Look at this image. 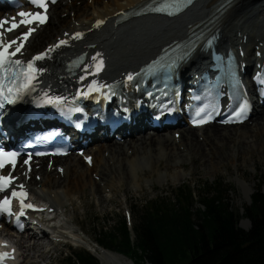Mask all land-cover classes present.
<instances>
[{
    "label": "bare ground",
    "instance_id": "6f19581e",
    "mask_svg": "<svg viewBox=\"0 0 264 264\" xmlns=\"http://www.w3.org/2000/svg\"><path fill=\"white\" fill-rule=\"evenodd\" d=\"M78 1L80 0H77V3L75 0H72L71 3L68 0L58 2L49 11L51 15L53 14L55 22L53 21L52 23L50 18L48 24L44 28H39L36 35L29 40L26 48V55L28 56L45 49L49 44H54L58 37L69 40L67 46L57 49L53 53L51 60L47 63V67L45 66L47 69L45 87L54 89L65 86L66 80L64 78L68 76L66 62L81 53H88V57L95 53H100L101 56L106 58L107 70L104 76L105 79L119 78L125 73L133 72L158 54L164 46L176 39L187 37L192 26L204 21L212 14L216 9L214 5L219 0H200L187 12L174 19L160 16H140L118 24H116V20L121 14L132 8H137L149 0H82L81 3L84 5H82V10L78 9L80 7ZM229 7L224 14L219 15L214 24L215 30H218L220 35L217 47L220 50L230 49L232 51H237L238 47H243L247 54L243 61L246 66H249L255 59L256 50L253 51V48L259 46L260 48L257 51H262L263 48L261 47L264 46V0H234ZM64 14H68L71 19L68 17V21H66V19L62 18ZM101 21L102 23L100 24L102 25L98 27L97 23ZM51 24H53L51 31H47L52 26ZM76 32L84 33L83 40L72 39ZM45 42L48 44L44 45ZM41 47L43 48L41 49ZM208 58L207 56L202 57L198 61L199 51H197L183 68L185 70L186 67L190 71L197 65H205L203 62ZM249 70L250 67H246V75L249 74ZM254 114L257 118L255 123L252 118L249 120V122H253L251 128L244 126L247 123L232 127L206 126L201 129L170 126L157 132L164 133L161 135L143 134V132L137 134L131 129V133L126 135L124 142L115 141L116 135H122V130H118L113 137L88 145L86 155H93L92 167H89L85 162L81 163L79 156L75 154L65 159H55L51 169L43 166L41 169L36 170V165L40 164H35L32 176L41 175L42 178L39 182L35 179L30 180L28 186L32 198L41 204L48 205L49 209H53V212L39 215L43 219L41 224L49 228L51 226V231L53 230V232L37 234L27 231L16 237L13 236L8 227L4 237L11 239L18 247V261L21 264L25 263L24 259H26V264H39L38 261H33L34 256L31 252L35 250V247L40 246V255L47 254L48 258H38L44 262L43 264H50V253L60 243L57 242V239L81 244L88 242L90 245L88 249L104 264H131L125 257L92 246L91 242L88 239L86 240L85 237L87 235L79 224H76V213L73 210V216H71L69 210L66 209L67 207L69 209L72 207L75 199H80L82 194H79L78 191L81 189L84 190L82 192L84 193L86 190L91 189L90 191L93 195L101 194L103 197L102 192L112 194L115 190L122 189L124 184L130 185V180L133 185L139 184L137 164L145 160L146 154L149 162L151 160L161 161L167 159V154L171 158H175L173 163L176 162L177 167L174 165L175 173L172 175L173 179H179V177L184 176V169L181 167L184 163L178 159L180 157L183 159L189 157L194 160V152L197 151L200 154L201 144L203 145L202 150L204 153L207 150L210 157H215L219 163L224 164L225 159H221L218 154H214L217 148L226 150L227 147V140L222 138L221 132L222 135L223 132H227L228 134L223 136L225 138L229 137V140L232 139L233 143L239 145V148L234 153L235 155L241 152L240 148L246 150L251 148L252 150L255 146L258 149L256 151L261 152L264 150V108ZM258 120L259 124L256 123ZM210 128L211 131L208 132ZM175 133H180L179 139L175 137ZM136 136L138 137L136 138ZM183 138L190 146L186 148L181 146L179 148L183 154L187 153L182 156L176 145L184 142ZM113 140L114 142L109 144ZM206 142L212 146L218 145V147L213 148ZM220 144H222V147ZM118 146L121 147L118 148ZM227 155L228 151L226 150ZM227 157L229 159L232 158L231 155ZM199 159L204 160L206 165L209 164L213 169V173L218 170V163L211 162V160L205 159L203 156H200ZM169 160L170 158H168ZM59 166L64 169L63 174L58 173L57 168ZM122 169L128 172L129 176L127 175L126 177L128 183L122 180ZM167 169L169 168L167 167ZM116 170L119 172H116ZM110 171L115 176H111ZM102 172L107 176L104 180ZM109 177L111 178L109 179ZM96 178L99 179L97 180ZM113 179H115L114 183H116L115 188H113L114 185H110L105 181ZM240 187L243 188L242 185ZM244 192L247 197L253 194L247 183L244 187ZM80 202L82 201L80 200ZM52 216H54V219H50ZM243 226L249 228L247 223ZM81 230L86 236L81 234ZM70 235H73L71 240ZM117 256L122 257L124 260Z\"/></svg>",
    "mask_w": 264,
    "mask_h": 264
},
{
    "label": "trees",
    "instance_id": "16d2710c",
    "mask_svg": "<svg viewBox=\"0 0 264 264\" xmlns=\"http://www.w3.org/2000/svg\"><path fill=\"white\" fill-rule=\"evenodd\" d=\"M173 191L175 201L156 200L139 211L134 237L123 218L112 230L100 232L98 243L127 254L136 264H264L263 184L243 213L224 201L222 182L200 185L197 208L187 185ZM242 219L251 222L248 230L240 227ZM71 256L65 264H100L83 251Z\"/></svg>",
    "mask_w": 264,
    "mask_h": 264
},
{
    "label": "rangeland",
    "instance_id": "374dc122",
    "mask_svg": "<svg viewBox=\"0 0 264 264\" xmlns=\"http://www.w3.org/2000/svg\"><path fill=\"white\" fill-rule=\"evenodd\" d=\"M71 1L72 0H68L69 3H71ZM75 2L77 3V0H75ZM78 2H79L78 5L80 6L78 7V9L82 10L84 6L81 3L82 0ZM74 6L77 8L75 4ZM68 17H70L68 16V14H64L62 16V18L66 19V21H68ZM51 19L53 23L54 21L53 14L51 16ZM69 19H71V17ZM51 25L52 26H50L47 31L49 30L51 31L53 24ZM45 44H48V43L45 42L44 45ZM256 118L257 116H255L252 119L254 123H255ZM252 123L249 122L248 124L244 126L251 128L253 126ZM256 123L259 124V120ZM209 131H211V128L208 130V132ZM147 134H150V135L160 134L161 135L164 133L163 132L155 133L152 131H148ZM227 134H228L227 132H223V135L226 136ZM220 135L222 136V138L227 140L226 150L228 151V155H231L232 157L231 159H229V157H227L228 155L226 156V150L217 148V151L214 154H218L221 159H225L224 164L219 163L217 161V158L210 157L208 155L207 150H206V153H204L202 150L203 145L199 142L201 144L200 154H198L197 151L194 152V160H191L189 157L185 159L180 157V159L178 160H181L182 163L185 164L181 166L184 169V176L179 177V179H173L172 175L175 173L174 165L177 167L176 162L173 163V160L175 158H171L170 155L167 154L166 155L167 159H163L161 161L151 160V162H149L147 158V154H146L145 160L137 164V167H138L137 175H139L138 178L140 179L139 184L133 185L129 178L130 185L124 184V186L125 185L127 186L125 187L123 186L122 189L115 190L112 194L107 193V192H102V195L105 200L103 199L101 194H94L95 195L94 196L90 191L91 189L86 190L84 193H82L84 190L80 189L78 191L79 194H82L80 196V199L79 200L75 199L73 201L72 207L70 209L69 207H67L66 209L69 210V214H71V216H73L72 214L74 210V212L76 213V224H79L80 228L83 229V231L85 232L87 236L82 232V230H81V234H84L86 236L85 237L86 240L88 239V241L91 242L92 246L97 245L96 242L98 241L100 232H103V231L108 232L112 230L113 228H115V226L117 225V222L123 219L124 215H127V213L132 214V219L130 221V229L134 237L133 227L136 224V221L139 217V211L142 210V208H145V206L147 205L150 206L152 204L151 202H154L156 200H165L167 202L168 200L175 201L173 190L177 189L178 187L184 186V185H187L195 193L194 194L196 197L195 207L197 208L199 205L197 200L201 196V194H198L200 190V185L205 184V183L215 184L218 182H222L227 188V194H222L224 201L229 203L233 210L240 211L242 213L243 209L250 205V198H251V196H248L249 197L248 198L244 192V187L246 183H247V186L251 188L252 193H254L255 188L259 184L264 185V150L261 151L262 153L257 152L256 150L258 149L256 146L252 150L251 148L250 149L248 148V150L240 148L241 152H239L238 155H235L234 153L239 148V145L233 143L232 139L229 140L230 139L229 137L225 138L222 135V132ZM137 137L138 136H136V138ZM183 140L184 142L176 145L178 151L181 153L182 156L187 153L183 154L179 150V148L181 146L182 147L185 146V148L190 146V144L185 142V138H183ZM113 142L114 140L110 141L109 144ZM193 142H196V141H193ZM208 145H211V144L208 143ZM220 146L222 147V144H220ZM120 147L121 146H118V148ZM212 147L215 148V147H218V145L212 146ZM200 156L205 157V159L211 160V162L214 161V163H218L217 165L218 170L213 173V169L211 168V166L209 164L206 165V162L204 160H200L199 159ZM79 158H80L81 163L84 162V160L82 159V156H79ZM168 158H170L169 161H168ZM160 162L162 163V165H160L161 164ZM46 163L47 161L45 160V164ZM167 167L169 169H167ZM110 172H111V176H115V174L112 171ZM116 172H119V171L116 170ZM121 172L123 173L122 180L128 183L127 182L128 180L126 178L128 175L127 170L122 169ZM102 174L104 176V177L102 176L103 180L104 178L106 179L107 178L106 174H104L103 172ZM110 178L111 177H109V179ZM35 180L39 182L36 179V177H35ZM114 180L115 179L105 180V181H107V183H109L110 185H114L113 188H115L116 183H114ZM239 180H242V181H239ZM240 185H242L243 188H241ZM137 187H140V188H137ZM80 200L82 202H80ZM246 223L249 225V228H250L251 224L248 219L241 220L239 225L242 228L248 230L249 228H245L243 226ZM69 242L70 244L68 245L58 244L57 247L50 253V257H51L49 260L50 264H65L66 263L65 260H67V258H72L71 251L77 253V252H80V250H85L91 253L87 249V247L88 248L90 247L88 242H85L84 244H81V243L77 244L73 241H69ZM39 248H41V246L35 247V250L32 251L31 253L34 256L33 261H38L39 264H43L44 262L38 257L46 259L48 258V255L47 254L40 255L41 249ZM37 249L39 250L37 251ZM112 250H115V249L112 248ZM111 252H114V251H111ZM118 258H122V257H118ZM24 260H25L24 264H26L27 263L26 259ZM99 261L101 262V264H104L101 260Z\"/></svg>",
    "mask_w": 264,
    "mask_h": 264
},
{
    "label": "snow or ice",
    "instance_id": "6c2138e0",
    "mask_svg": "<svg viewBox=\"0 0 264 264\" xmlns=\"http://www.w3.org/2000/svg\"><path fill=\"white\" fill-rule=\"evenodd\" d=\"M191 2V0H189ZM30 3L35 6L37 9H41L42 11L36 12H20L18 15L21 17L19 22L15 21L13 18L11 22V27L4 28L3 26L6 23H9L7 20H0V108L3 107V101H7L9 103L14 102L16 98H18L25 91L29 90L32 82L35 80L38 69L35 67L36 61L44 59L47 53H43L35 56L32 60L28 61L26 64L20 59H14L18 54H23L22 50L24 47V42L28 40L31 34L36 30L31 25L38 24L43 25L47 22L48 16V5L49 3H56V0H30ZM162 9H157V11H161ZM102 23L98 22L97 26ZM21 25L27 27V32L22 36L17 37V39H13L10 41H6L4 39L5 32L14 31L16 28H19ZM81 33H76L75 38H80ZM18 40L20 41L18 43ZM67 41L61 40L59 44L55 47H59L60 45L66 44ZM54 48H50L48 52L53 51ZM95 60L96 57H93ZM103 60L100 59L98 63L95 65L97 73L103 68ZM133 77L131 75L128 76V80H132ZM93 91H99V88L95 85L92 86ZM47 103L57 104L62 103L60 98H51L46 100ZM247 110V106H241L239 111L235 113V117L239 120L244 116ZM204 112V109H200L196 116L199 119H195L193 121L194 124L201 125L204 123H208L210 116L207 118L201 117V113ZM232 122V121H226ZM18 153L16 152H5L3 149H0V169L5 168L6 165H11L13 169L16 166V157ZM25 164H28L29 161L25 160ZM15 178L9 173L8 175H0V192H5L8 190L14 183ZM20 191L15 189L12 190L11 196H5L3 200H0V212H11V204L13 199H19L21 206V215H23V209L25 208H33V205L26 204L25 199L27 197V192L24 190V185H19ZM6 258H11L10 254L7 252L0 253V262H2Z\"/></svg>",
    "mask_w": 264,
    "mask_h": 264
}]
</instances>
